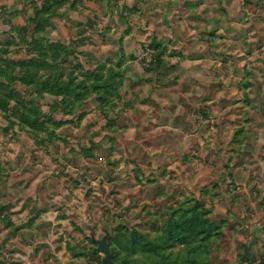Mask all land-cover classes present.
I'll use <instances>...</instances> for the list:
<instances>
[{"label": "rangeland", "instance_id": "1", "mask_svg": "<svg viewBox=\"0 0 264 264\" xmlns=\"http://www.w3.org/2000/svg\"><path fill=\"white\" fill-rule=\"evenodd\" d=\"M231 3L0 0V264L264 256V142L229 143L226 129L215 144L184 140L192 124L217 120L200 89L174 95L186 74L172 60L200 56L215 62L201 64L196 84L225 89L233 103L214 105L218 121L235 118L243 82L259 92L245 105L264 107V0ZM238 4L248 13L235 22L240 33H229ZM236 41L243 47L231 53L243 62L230 68ZM168 100L186 111L182 131L155 126ZM254 109L249 122L263 120ZM251 131L264 140V127ZM250 148L262 159L242 158ZM242 168L250 179L234 178Z\"/></svg>", "mask_w": 264, "mask_h": 264}, {"label": "crops", "instance_id": "2", "mask_svg": "<svg viewBox=\"0 0 264 264\" xmlns=\"http://www.w3.org/2000/svg\"><path fill=\"white\" fill-rule=\"evenodd\" d=\"M177 1H180V0H177ZM229 1H232L231 4H233V2L235 0H229ZM229 4V6L231 5ZM240 4V3H239ZM238 4V8L236 9L237 12H229V33L231 32H235V34H238L240 33L239 32V29L237 30L235 26L236 21L240 20L241 17H245L247 15L248 12H245L244 9L240 8V5ZM239 11V12H238ZM240 11H243V12H240ZM209 38V37H208ZM215 44V42H213ZM203 45V48L204 47H208L209 44L211 43H208V40H197L196 42H194V46L195 45H198L199 46ZM242 45V42H239V41H236L235 43H229V59L227 60L228 63L226 64H229L230 68L233 64H239L240 62H243L242 61V58L241 59H238V58H235L234 57V51L231 53V50H240L242 49L243 46ZM260 46H262V49L264 50V43H261ZM202 50V49H201ZM200 50V51H201ZM231 53V54H230ZM203 57V56H202ZM199 59L197 60H194L192 63L187 59L186 57H183V59H179L177 58L176 60H172V64L173 65H177L178 70H181L182 72H185L186 74V77L184 79H182V82H181V89H178L179 87L176 88L175 91V94L174 95H178L180 97H183V98H187V97H192V96H197V97H200V94H199V90H201V92L204 93V95L202 97H204V99H201V102L203 101H207L206 105L207 106H204L207 110V113H208V118H215L217 120V122H211L212 124L208 125L205 123H197V124H192L193 125V130L192 132L189 133V135L187 133H181V135L185 138L184 140L187 138L189 140H197V144H200L203 146V144H215L217 142V137H219L221 134H223V131L224 129L229 130L230 133H231V136L229 137V143H234V144H238V143H241L242 141L246 140V143H252L253 145H260L262 142H264V140H260L261 138V134H258V132H250L249 133V129L252 130V128L255 127V129H259V128H262L264 127V107H261V108H258V107H251V106H246L245 104H247L246 102L249 100H253L254 99V95L255 97L256 96H259V92H256L254 94H251V90H248L246 89L247 87H249L250 83L249 82H243L242 83V86L245 88L241 89V96L242 98H239L235 103V107L238 108V110L236 111V115L235 118L231 119V121H229V123H224V122H220L218 121V119L221 118L222 114L219 112V111H215L214 109V105L216 106V104H220L223 102V100H225L226 103H231L233 104L230 100H227V99H224V95H227L225 89H222V90H219V92H215V91H212V86L209 85V86H206L207 89H205L204 87L201 88L200 85L196 84L197 80H198V77L201 76V74L203 73H199L198 71V68L201 66V64L205 61H210V62H215L213 59H209V58H201L200 56L198 57ZM261 61L264 65V54H263V57L261 58ZM225 64V65H226ZM190 66V67H189ZM192 67L191 71H188L190 70V68ZM172 69V68H171ZM170 69V70H171ZM188 71V72H187ZM261 75L264 76V67L263 69L261 70ZM209 74H212L211 72H209ZM249 74L250 73H246L244 74V80L247 81V79H249ZM230 75V73H229ZM231 76V75H230ZM214 77H216V74H214L212 77H210V79H214ZM231 79V77H230ZM244 80H241V81H244ZM263 80V89L262 91H264V78L262 79ZM186 83H189L188 85H190L194 91H189V92H186L184 89H183V85H185ZM205 86V85H203ZM211 86V87H210ZM209 87V88H208ZM261 91V93H262ZM263 98H264V92H263ZM251 99V100H250ZM166 100V99H165ZM264 100V99H263ZM167 103L163 104L162 107H160L159 111L157 112L158 116H156L159 120V122L156 123V121L154 122L155 123V126L156 125H160L161 128L163 130H167V131H173L176 129V131H182V127H181V122H184V119H186L187 117L185 116V110H182L180 105H176L174 102H172L171 100H168V101H165ZM200 104V103H199ZM248 105V104H247ZM263 106H264V101H263ZM254 108H257V109H254ZM255 110V111H252L254 113H259V117H260V114L261 116H263V120H258V122L254 123V122H249V118L250 116H246V114H248L250 112V110ZM251 113V112H250ZM160 116V117H159ZM168 118V119H166ZM169 120L170 121H173L175 120L177 123V125L175 126H169ZM154 121V120H153ZM217 123V124H216ZM155 128V127H154ZM171 128V129H170ZM204 129H209V131L211 132V136H214V139L212 138H208V137H205L203 136L202 132L204 131ZM222 131V132H221ZM194 134V135H193ZM222 137V135H221ZM206 142V143H205ZM237 156H234V158L236 159ZM242 158H244L246 161H252V162H255V160H261V158H258V155H256L255 152H253V149L250 148L248 149V152L247 154L244 156H242ZM242 171V175L241 177L244 178V177H248V179H250L248 176V174L246 173V171L244 170V168H242L241 170H236V172H234V178H237L236 176ZM233 173V171H232ZM232 176V174H231Z\"/></svg>", "mask_w": 264, "mask_h": 264}, {"label": "flooded vegetation", "instance_id": "3", "mask_svg": "<svg viewBox=\"0 0 264 264\" xmlns=\"http://www.w3.org/2000/svg\"><path fill=\"white\" fill-rule=\"evenodd\" d=\"M251 264H264V256H260L259 259H252Z\"/></svg>", "mask_w": 264, "mask_h": 264}]
</instances>
